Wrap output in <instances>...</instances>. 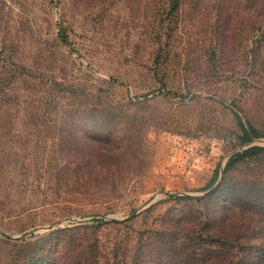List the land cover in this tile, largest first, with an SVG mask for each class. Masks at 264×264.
<instances>
[{
	"label": "rangeland",
	"instance_id": "1",
	"mask_svg": "<svg viewBox=\"0 0 264 264\" xmlns=\"http://www.w3.org/2000/svg\"><path fill=\"white\" fill-rule=\"evenodd\" d=\"M182 5L171 44L167 2L0 0V55L14 72L0 102V264H52L57 246L69 262L96 253L108 264H177L206 234L257 230L264 151L224 170L235 152L264 147V65L249 75L252 40L238 34L248 3ZM227 7L233 19L220 15ZM229 29L236 34L212 51ZM95 89L102 104L145 94L153 101L145 111L157 123L143 126L145 147L135 156L98 153L92 134L121 135L128 124L75 113L93 104ZM233 111L261 135L240 144ZM115 162L144 171L113 176L106 166ZM93 240L101 247L90 248ZM37 243L49 254L41 261Z\"/></svg>",
	"mask_w": 264,
	"mask_h": 264
},
{
	"label": "trees",
	"instance_id": "2",
	"mask_svg": "<svg viewBox=\"0 0 264 264\" xmlns=\"http://www.w3.org/2000/svg\"><path fill=\"white\" fill-rule=\"evenodd\" d=\"M160 2H167L170 8V17L167 15L163 16L162 21L167 22L170 25V31L166 35V37H170L169 43H171V39L174 37L173 34L174 28L172 25L176 23V20L179 16V11L182 9V4L184 0H159ZM219 3L225 1L227 3H231L234 0H215ZM248 3L247 7L244 8L246 11L248 24L245 26V29H240L238 34L246 35L249 37L252 42L250 43V49L254 54L249 56L250 58L246 61L248 62V73L250 76H253L254 73L259 72L261 67L264 65V56L262 53L264 52V0H244ZM229 8L228 10H224V17L228 20V18L233 19L232 11L234 9ZM161 10V11H160ZM163 7H158V11L160 15L164 13ZM243 10V9H242ZM237 15H244L240 12ZM236 34L234 31L229 29L225 34V38H222L223 41L218 40L217 45L210 46L212 51L217 52V48L221 47L219 43L228 40L231 36ZM59 38L63 43H68V35L65 31L59 32ZM258 42L257 48L256 43ZM255 43V45H253ZM172 44V43H171ZM256 48V52H255ZM10 58L4 55H0V102L6 101L5 90L2 89V83L5 82L7 75H14V72L10 66ZM11 67V66H10ZM250 76L245 77V83L250 81ZM162 83V81H161ZM174 95L172 91H168ZM100 93L98 89L93 91V97L95 99L93 104L90 106L87 105H78L75 108V113L79 115H104L110 118H123L125 122L128 124L125 132L121 135L113 134L112 130L109 133H96L92 134L91 141L98 148V153L106 155L107 158H119V157H132L135 156L136 152L140 151L143 146V141L145 137V128L143 130V126L147 127L149 125L157 123V117L153 116L151 112L145 111L146 108L152 106L153 101L147 97V95H143V97H137L132 100L123 101L121 104H105L100 103ZM102 105V106H101ZM235 118L236 123L240 127V134L238 136L240 144H246L252 140L254 137H259L261 134L250 124L246 125L241 116L232 112ZM145 143V142H144ZM264 147L258 145H251L246 147L241 151L235 152L231 155L225 163L224 170H228L238 161H243L246 156H251L253 154L263 152ZM88 155L83 153L80 154L81 159H84ZM107 173L111 175H119L123 172H129L131 174H141L144 171V168L133 170L130 167H123L118 165L116 162L113 165L106 166ZM100 168L94 167L93 172L99 173ZM136 171V172H135ZM216 177V176H215ZM210 194L206 195L207 197ZM170 197L177 199H187L189 196L187 195H175L170 194ZM225 200H234L237 201L234 195L223 194ZM199 199V198H195ZM234 204V203H233ZM32 205V204H29ZM28 205V206H29ZM264 206V205H263ZM32 207V206H30ZM29 208V207H28ZM228 217L224 222L228 223ZM259 222L257 225V230L254 228L247 227L244 232H241L242 226H233L229 229L219 230L218 232H214L213 234H206L204 240V244H202L201 248H198V251L192 250L189 252L187 250L184 257H182L177 264H264V229L261 226L264 225V215L257 216ZM240 220L239 217H236V221ZM78 227L72 228H63L61 231H73L77 230ZM239 230V232H234L233 230ZM41 238H45V236H41ZM13 239V240H17ZM61 241V240H60ZM59 243V242H58ZM209 243V244H207ZM61 244V243H60ZM59 244V245H60ZM95 249L98 245L95 240H93L92 244L89 247ZM35 248H38L41 251L40 261L44 260L49 254H46V249L39 245L38 243ZM190 248V247H189ZM36 250V253H38ZM58 256H52V264H108L106 257L102 255L92 254L89 256H85L82 258H72L71 262L65 259L66 253L61 251L59 254L60 248L56 247ZM79 252V251H77ZM34 255L30 256L29 259L32 261L34 259ZM122 264H127V260L123 259Z\"/></svg>",
	"mask_w": 264,
	"mask_h": 264
},
{
	"label": "water",
	"instance_id": "3",
	"mask_svg": "<svg viewBox=\"0 0 264 264\" xmlns=\"http://www.w3.org/2000/svg\"><path fill=\"white\" fill-rule=\"evenodd\" d=\"M252 139H253V138H252ZM51 227H52V225H48V226H45L44 228H45V229H48V228H51ZM0 232H1V231H0ZM1 233H3V232H1ZM27 233H28V232H25V233L21 234V237L27 235Z\"/></svg>",
	"mask_w": 264,
	"mask_h": 264
}]
</instances>
